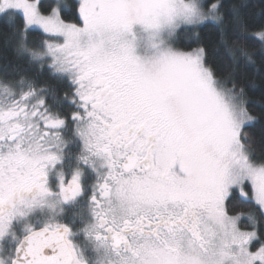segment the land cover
<instances>
[{
    "label": "snow or ice",
    "instance_id": "6c2138e0",
    "mask_svg": "<svg viewBox=\"0 0 264 264\" xmlns=\"http://www.w3.org/2000/svg\"><path fill=\"white\" fill-rule=\"evenodd\" d=\"M0 23L66 85L0 75V264H264L247 90L264 17L243 0H0Z\"/></svg>",
    "mask_w": 264,
    "mask_h": 264
},
{
    "label": "trees",
    "instance_id": "16d2710c",
    "mask_svg": "<svg viewBox=\"0 0 264 264\" xmlns=\"http://www.w3.org/2000/svg\"><path fill=\"white\" fill-rule=\"evenodd\" d=\"M45 3L51 0H44ZM231 3L232 0H226ZM249 5V11L254 16V22L259 24L261 18L264 17V0H243ZM4 25L0 23V75L10 74L12 77L19 78L18 74L27 75L30 79H34L36 84L41 87H46L62 94L66 85L60 84L57 80L51 77L45 69L43 72L38 71L35 67H27L22 60H18L11 48L4 46ZM258 47V45H255ZM256 65H250L248 69V94L250 108L254 115L261 117V123L257 124L254 133L257 138L260 137L262 124H264V65H261L259 53H256Z\"/></svg>",
    "mask_w": 264,
    "mask_h": 264
},
{
    "label": "flooded vegetation",
    "instance_id": "af4514ba",
    "mask_svg": "<svg viewBox=\"0 0 264 264\" xmlns=\"http://www.w3.org/2000/svg\"><path fill=\"white\" fill-rule=\"evenodd\" d=\"M73 150H75V148L73 147ZM78 210V209H72V208H68L67 209V213H66V218H71L72 216V212ZM77 239H80L79 237Z\"/></svg>",
    "mask_w": 264,
    "mask_h": 264
}]
</instances>
